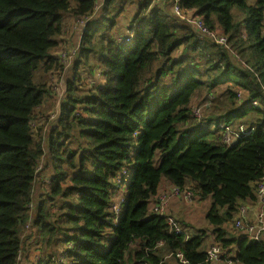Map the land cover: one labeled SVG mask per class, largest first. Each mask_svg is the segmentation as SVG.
<instances>
[{
  "label": "trees",
  "instance_id": "1",
  "mask_svg": "<svg viewBox=\"0 0 264 264\" xmlns=\"http://www.w3.org/2000/svg\"><path fill=\"white\" fill-rule=\"evenodd\" d=\"M174 3L228 47L200 38ZM132 4L122 44L113 30ZM98 10L97 0H0V264H19L32 232L33 264H211V246L225 264H264V236L254 242L226 226L264 177V0H103ZM69 18L88 21L42 138L36 111L49 75L64 73L54 52ZM97 68L100 86L78 95L81 73ZM196 101L206 105L201 119ZM240 126L253 130L226 143L225 127ZM162 183L210 197L207 226L178 220L188 238L171 232L150 209Z\"/></svg>",
  "mask_w": 264,
  "mask_h": 264
},
{
  "label": "rangeland",
  "instance_id": "2",
  "mask_svg": "<svg viewBox=\"0 0 264 264\" xmlns=\"http://www.w3.org/2000/svg\"><path fill=\"white\" fill-rule=\"evenodd\" d=\"M134 9H135V4L127 5L122 10L119 17L116 19L117 25L113 31H115L116 34L121 37V39L128 35V33H127L128 31L126 29L130 23L132 15L134 13ZM99 13H100V10L97 11L96 15H98ZM163 13L168 14L166 11H164ZM188 14L190 16H192V13H188ZM71 23L73 24V26H71L73 31L71 32L69 23L65 22L63 34L58 37L57 50L54 52L56 57L60 58L59 59L60 63L62 65H64V73H63V75H60V74L49 75L48 85H49L50 94H49V96L44 97V100H43L41 106L36 111V116H37V118H40V120L34 121L35 125H33V128L35 129V132H37L39 126L43 127L42 131H41L42 138L48 137L47 135L50 132L49 131L50 127H53L55 124L54 122L58 119V115H57L58 109H59L60 104L62 103V101L65 97L66 80H68L69 78L72 77L71 69L73 66V61L75 60V57H76V51L78 50V47H79L81 30L77 29L79 27L78 23H76L75 21H73ZM98 24H99V26H97L98 29L99 28L101 30L105 29L106 26L103 25V22L102 23L99 22ZM76 33H78V36ZM81 70L82 69H80V71ZM80 79H82V81H83V83H82L83 87L79 86V88L81 87L82 90H80L78 92V95H81L82 93H84V91H86L88 88L100 86V84L102 83L101 70L99 68L94 69L93 75H91V76L88 74H85V72L83 71L81 73ZM222 86H224V85H222ZM203 106H206V105L205 104H203V105L199 104V101H196L195 104L193 105L192 110H193L194 116L196 118L201 119L202 110H203L201 108H203ZM199 110H200V113L198 114L197 112ZM74 148H75V146L72 145V149H74ZM45 149H46V143H45ZM48 170L51 173L52 168L49 165H47L46 167H44L43 169H41L39 171L38 179L40 182L35 183L34 192H33L36 199H38L39 196H41L42 194L45 193V187L42 183H43V181H47V178L44 175L46 174V172H48ZM121 174H122V172L118 173V176H120ZM127 182H128V176L125 177L124 184H122L120 186V190H121L122 194H124L126 191ZM46 190H47V188H46ZM165 191H168V190H166V189L163 190V192H165ZM158 196H156L155 199H157ZM203 201H204V204L208 208L210 203H211L210 197L204 198ZM154 203L155 202L153 201L151 204L153 205ZM192 203L191 202L190 203L185 202V204H187L186 207L192 206ZM54 208L57 209V207H54ZM207 208H206V210H207ZM122 209H123V207H122ZM54 212L58 213V211H54ZM206 226H207L206 221H205V219H203L202 222L200 224H198L197 228H205ZM226 226H227V229H229V224H227ZM29 232L30 231L27 230L25 232V235H28ZM230 235L234 236V232L230 231ZM38 239H39L38 236H36L34 234V232H32L30 234L29 238L25 241V243H26L25 247L28 248L29 250L22 253L19 264H33V263L37 262L38 258H34V255H38L37 254V251L39 249ZM30 253H31V255H30Z\"/></svg>",
  "mask_w": 264,
  "mask_h": 264
},
{
  "label": "built area",
  "instance_id": "3",
  "mask_svg": "<svg viewBox=\"0 0 264 264\" xmlns=\"http://www.w3.org/2000/svg\"><path fill=\"white\" fill-rule=\"evenodd\" d=\"M103 3V0H97V10L100 8L101 4ZM172 12L182 18L187 20L189 23L192 24L193 29L198 33L200 38H210L214 42H216L219 45H223L228 47V40L227 37L223 34H219L216 32H213L209 30L200 19L196 18H189L183 14V11L181 7L178 5V3H174L172 6ZM88 20H81L77 21L79 25L83 28L84 25L87 23ZM131 41V35H127L124 38L121 39L122 44H127ZM250 106L257 107L258 103L256 101H253L250 103ZM200 113V110L197 112ZM252 128L245 130L243 126L239 127L238 132L231 131L230 128L225 127L224 130V140L226 143H230L236 138H239L242 135H249L252 132ZM255 195L258 198L259 204L261 205L260 211L257 214L256 220L250 221L246 218L242 217L243 214V208L240 207L237 217L235 221L232 223V227L234 230L239 231L243 237L248 238L251 241L254 242H260L263 239L264 236V177L256 183L255 186ZM171 197H181L184 202L192 203L194 201L193 195L191 192L184 191L180 193L178 190L171 188L168 191L162 192L157 197V202H155L153 205L151 204L150 209L152 212L157 213L160 216H164L166 218L167 225L169 227V230L175 234H182L185 236V238H188V232L186 229L182 228L181 225L178 222V219L174 217L173 215L169 214L167 212V204ZM120 212V207H118V212ZM207 260L210 263L220 262L221 257V250L217 246H211L207 249Z\"/></svg>",
  "mask_w": 264,
  "mask_h": 264
},
{
  "label": "crops",
  "instance_id": "4",
  "mask_svg": "<svg viewBox=\"0 0 264 264\" xmlns=\"http://www.w3.org/2000/svg\"><path fill=\"white\" fill-rule=\"evenodd\" d=\"M136 11V5H135V9H134V13ZM133 13V15H134ZM132 15V17H133ZM95 16H97L95 14ZM132 19V18H131ZM67 23H69L70 25V30L71 32L73 31L72 27L73 24L71 22L72 19L69 18L66 20ZM68 25V24H67ZM78 30L82 31V27L81 25H79V27L77 28ZM78 36V33H76ZM81 34V32H80ZM169 190L171 189L170 186L166 183H162L160 188H159V193H162L163 190ZM154 201V199L152 200V202ZM151 202V203H152ZM187 204H185V202L182 200L181 197H171L168 201L167 204V212L171 215H173L174 217H176L178 220H182L185 223L191 225V226H195L197 227L198 224H200L202 222L203 219H205V213H206V208L207 206L204 204L203 200H194V202L192 203V206H187ZM260 207L261 205L259 204L258 198L256 196V200L254 202H250L247 201L243 204L242 208H243V214L242 217L246 218L250 221H255L257 218V214L260 211ZM208 209V208H207ZM263 222H264V218H263ZM229 228H233L231 227V225H229ZM236 254V246L233 248L232 252H231V257H234ZM211 264H225L224 262H215V263H211ZM228 264H238L236 262H230Z\"/></svg>",
  "mask_w": 264,
  "mask_h": 264
}]
</instances>
